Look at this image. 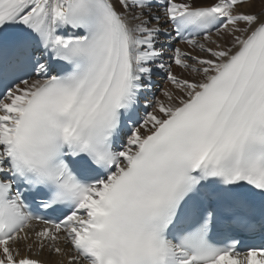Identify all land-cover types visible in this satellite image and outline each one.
Wrapping results in <instances>:
<instances>
[{"label":"snow or ice","instance_id":"snow-or-ice-1","mask_svg":"<svg viewBox=\"0 0 264 264\" xmlns=\"http://www.w3.org/2000/svg\"><path fill=\"white\" fill-rule=\"evenodd\" d=\"M0 264H264V0H0Z\"/></svg>","mask_w":264,"mask_h":264}]
</instances>
